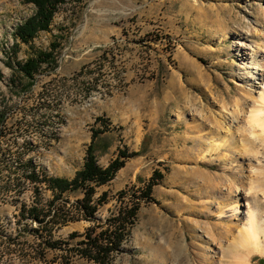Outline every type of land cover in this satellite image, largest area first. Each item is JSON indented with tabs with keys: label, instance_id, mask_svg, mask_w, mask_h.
Masks as SVG:
<instances>
[{
	"label": "rangeland",
	"instance_id": "1",
	"mask_svg": "<svg viewBox=\"0 0 264 264\" xmlns=\"http://www.w3.org/2000/svg\"><path fill=\"white\" fill-rule=\"evenodd\" d=\"M34 11L25 0H0V264H99L78 250L84 233L101 240L134 203L133 223L106 264H186L174 254L164 262L148 256L162 246L171 253L166 239L178 234L193 242L188 262L237 264L230 241L249 210L264 252V139L241 127L264 90V66L251 59L264 56V0H64L47 30L21 42L16 26ZM51 42L55 61L41 63L29 81L16 62ZM241 43L257 51L250 55ZM102 126L97 164L106 166L119 149L136 154L94 186L92 202L105 195L92 217L74 210L61 222V209H74L82 189L53 198L45 181L29 175L74 177L92 127ZM33 205L59 221L45 224L50 233L26 212ZM205 207L214 212L209 218ZM53 240L60 245L48 246ZM202 254L208 259L199 262ZM249 257L259 264L264 253Z\"/></svg>",
	"mask_w": 264,
	"mask_h": 264
},
{
	"label": "trees",
	"instance_id": "2",
	"mask_svg": "<svg viewBox=\"0 0 264 264\" xmlns=\"http://www.w3.org/2000/svg\"><path fill=\"white\" fill-rule=\"evenodd\" d=\"M25 1L32 3L35 6V11L32 15L24 19L22 23L16 26L15 36L24 43L29 42L38 31L47 30L49 28V24L54 13L58 9L59 4H61L64 0ZM57 45L58 43L51 42L50 50L39 51L34 56L28 57L24 62H16L18 69L25 77H28L30 81L33 78L34 72L38 69L41 63L48 62L52 64L55 61L53 51ZM30 84L31 83H28L27 86ZM3 118L4 114L0 113V121H2ZM95 122H98L101 125L103 119L98 115L95 117ZM91 131V140L86 147L83 166L81 169L76 171L74 177L71 179L56 176H42L39 178V175L34 171H31L29 175V179L31 181H45L47 186L54 192L53 198H58L65 191H71L77 188L82 189L83 196L77 199L74 209L73 207L72 209H61L63 213L60 217L61 222L71 220V218H73L72 214L74 210L76 211V216H82V218L92 217L97 209V205L102 202L104 199L103 196L105 195V193H102L95 202H92L91 197L94 193V186L110 181L114 177L116 171L124 165L125 159L128 156L136 154V152L127 153L124 150L119 149L117 155L112 158L106 166L97 164L95 155V151L98 149L97 137L104 131V127H92ZM148 187H151V185L148 184ZM149 190L150 189H146L143 193L148 195ZM52 202L53 199L49 201V205H51ZM137 208V203H134L129 207L120 209L112 219V227L104 229L100 232L99 235H102L101 240L98 239L99 237H91L90 233L87 234V232H85L84 235L88 236V240L85 242L80 241L85 243L84 247H80V249H78L80 254L94 259L99 264H106L109 253L113 248L117 249L121 243L123 236L125 235V231L127 230V225L129 223H133ZM26 212L40 224V229L44 232H51V229L46 227V223L54 222L57 224L59 222L57 219L55 220L53 218L51 221H47L45 211L42 214L41 208L34 205L28 208ZM54 214L57 217L58 213L54 212ZM40 229L36 228L33 231H36L38 235H41L39 232ZM70 236H75V233H71ZM47 244L50 247L60 245V243L55 240L49 241ZM258 263L264 264V258H258Z\"/></svg>",
	"mask_w": 264,
	"mask_h": 264
},
{
	"label": "bare ground",
	"instance_id": "3",
	"mask_svg": "<svg viewBox=\"0 0 264 264\" xmlns=\"http://www.w3.org/2000/svg\"><path fill=\"white\" fill-rule=\"evenodd\" d=\"M249 32L252 34L253 32H255V30L249 31ZM263 33H264V30H263ZM263 33H261V34H263ZM245 34H246V32H245ZM243 36H245V35H243ZM262 43H263V46H264V40L262 41ZM241 45H243V47H247L246 48L247 50L250 49V51H248V52H250L249 53L250 55H251V53H254V52L257 51V49H255V48L253 49V47L251 48V47H249V45L247 46L246 43L245 44L241 43ZM248 52L247 53L245 52V53L248 54ZM241 53H244V52H241ZM256 55H257V53H256ZM252 56H254V55H252ZM251 59L253 60V63H254V65H256V67L259 66L260 68H263V66H264V56H261L258 59H255V58L252 57ZM247 72H250V71H247ZM263 84H264V80H263ZM246 95L249 96V93L246 92ZM258 98L259 99L256 102H253V104L249 105V108L246 109V112H245L244 117L242 119L241 127L245 131V134H246L245 136H251V139L258 138L260 141H262L264 139V130H261V128H259V127L252 126L249 123V115H250V113L258 111V110H261V109H264V90H261V92L258 95ZM185 127L186 128H196V130L198 132L202 131L198 124L189 125L188 123H186ZM248 142H250L249 139H248L247 143ZM225 143H226V140H224V141L222 140V141L217 143V146L224 145ZM240 147H241V152H244V153H246L248 151V149H250V146L248 144H246L245 142L242 143ZM202 173H203V177L208 182H210V183L213 182L214 179L212 177L213 176L212 174H211L212 175L211 176L209 173H206V172H202ZM17 182H18V180H17ZM229 204H231L230 205L231 209H234V206L238 205V201H237V199H233V200H231L229 202ZM203 213H205L206 217H208V218L211 217L214 214V212H212V210H209L207 207H205V209L203 210ZM220 213H221V210L220 211L218 210V212L216 214H220ZM261 232H262V229H261V227L258 224V221H257L255 213L252 210H249L247 215H246L244 226L240 230H238V233H239L238 236H237L238 238L237 239L233 238L230 241L233 244L232 249L234 248L233 249V253H230V254L233 256V258L235 257L237 264H248V259L250 258L249 254L252 253V252L261 253V254L264 253L263 250L261 249V242H260V233ZM188 237H189V235H180V234H178V235H170L166 239V241L168 242V245L173 248L171 253L170 252L167 253L166 249H164V247L162 246L163 249H161V250L154 249L151 252H149L148 253L149 258L150 259H154V260H160V261L164 262L165 259L168 257L167 254H170V256L172 254H174L180 260H182L181 262L185 261L186 264H193L191 262H188V257H187V255H188L187 254V252H188L187 251L188 250L187 246L190 245L191 243H193L192 240H190V241L188 240ZM223 246L224 245H221V251L223 249ZM202 255H203L202 259L201 258H199V259L197 258L199 262L201 260L208 259V256L206 254H202Z\"/></svg>",
	"mask_w": 264,
	"mask_h": 264
},
{
	"label": "snow or ice",
	"instance_id": "4",
	"mask_svg": "<svg viewBox=\"0 0 264 264\" xmlns=\"http://www.w3.org/2000/svg\"><path fill=\"white\" fill-rule=\"evenodd\" d=\"M249 123L252 126L259 127L264 130V109L250 113Z\"/></svg>",
	"mask_w": 264,
	"mask_h": 264
},
{
	"label": "built area",
	"instance_id": "5",
	"mask_svg": "<svg viewBox=\"0 0 264 264\" xmlns=\"http://www.w3.org/2000/svg\"><path fill=\"white\" fill-rule=\"evenodd\" d=\"M30 180V179H29ZM32 182H35V181H32Z\"/></svg>",
	"mask_w": 264,
	"mask_h": 264
}]
</instances>
